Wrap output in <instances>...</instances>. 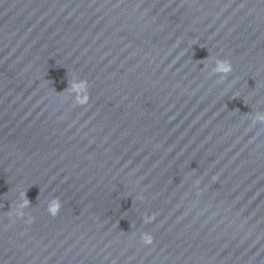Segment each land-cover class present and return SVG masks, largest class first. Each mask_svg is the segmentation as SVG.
Listing matches in <instances>:
<instances>
[{"label":"clouds","instance_id":"obj_1","mask_svg":"<svg viewBox=\"0 0 264 264\" xmlns=\"http://www.w3.org/2000/svg\"><path fill=\"white\" fill-rule=\"evenodd\" d=\"M220 69L223 70V71H229V70H230V65H226V64H224V63H221V65H220ZM57 207H58V205H54V206L52 207L51 211H52L53 213H55ZM152 219H154V217H150V220H152ZM144 242H145L146 244H151V243H152V237H151L150 235H149V236H145V238H144Z\"/></svg>","mask_w":264,"mask_h":264}]
</instances>
